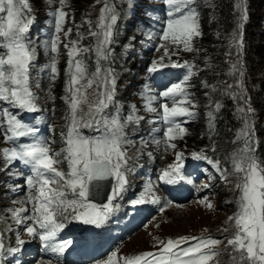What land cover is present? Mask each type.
<instances>
[{"label": "snow or ice", "instance_id": "1", "mask_svg": "<svg viewBox=\"0 0 264 264\" xmlns=\"http://www.w3.org/2000/svg\"><path fill=\"white\" fill-rule=\"evenodd\" d=\"M56 2L48 0L49 4ZM58 2L60 7L48 13L51 17V31L47 39L36 45L29 36L35 23L30 0H0V132L4 135V142L12 145L0 150V158L6 170L15 162L28 170L25 177L26 202L32 208L9 209L11 218L17 224L31 221L24 231L31 239L38 238L43 250L54 254L58 264H63L61 258L71 241L58 240L61 231L73 222L100 227L119 207L116 201L126 190L127 174L132 171L128 145L133 141L128 137L126 129L141 117L135 114L134 105L126 117H120L116 100L118 76L111 67H104L112 57L111 45L115 41L120 18L113 0H96V3L103 2L104 7L100 10L95 28L90 20L84 21L89 25L87 37L93 41L86 47L81 42L87 37L79 31V25L76 26V38L68 39L74 29L65 28L69 16L65 11L66 0ZM125 2L130 8L135 6L134 0ZM162 3L167 11L166 19L162 21L164 27L160 40L170 41L185 52L199 51L193 47L192 42L194 37L202 35L198 11L200 0H162ZM204 4L215 8L212 0H204ZM233 9L236 14L235 27L230 33L229 47L235 49L236 59L228 74L235 78V84H228L224 94L242 102L238 103L236 109L242 126L237 129L233 141L239 146L223 161L209 158L203 152L191 153L193 161H206L222 179L233 183V193L239 192L234 199L225 200L226 204H234L236 211L228 218L229 227L220 231L224 234L231 232V235L222 238L153 237L159 245L155 252L146 251L118 258L116 250L98 264H120V261L122 264H222L220 257L225 253L229 256L228 264H264V160L257 155L259 141L252 121L255 110L245 94L244 71L240 61L245 43L244 28L248 20L247 0H235ZM61 45L67 50L68 60L64 69V96L61 97L65 103L64 124L60 132L61 147L57 150L54 147L55 140L38 135L39 128L25 122L20 114L41 111L39 97L34 91L40 84L33 76L37 47H43L49 56L40 70L48 73V99L55 102L51 86L60 75L58 65ZM161 48L164 49V55L152 61L147 69L149 73L169 67L187 69L182 81L171 84L159 93V97L165 101L160 104L162 113H158L166 126L162 130L163 143L165 150H175L177 145L173 141L183 139L188 134L187 128L176 118L195 119L197 115L191 110L195 105L190 99L191 93L187 91L190 86L188 82L195 74V66L188 61H173L172 56H178L179 52L170 50L164 44L156 50L160 51ZM89 53L96 57L95 71L91 72L85 59ZM232 54L231 51L226 53L229 56ZM166 58L168 62H165ZM156 99L155 96L146 99L147 111L157 112L152 106ZM167 101L171 102V107ZM215 107L220 109L222 105L217 103ZM113 108L116 109L115 113L111 111ZM207 117L211 134L215 131L216 116L213 111H209ZM85 129L91 134L86 135ZM153 131L159 133L161 129ZM150 136L156 144L161 143L155 136ZM25 138L28 142H23ZM212 150H216L214 143ZM225 164L230 165V168L225 167ZM189 176L185 167V153L177 151L175 161L161 170L159 180L168 185L181 182L191 184ZM106 182L111 184L107 203H94L93 197L103 191ZM209 187L205 183L201 190ZM198 202L206 204L208 208L214 207L207 196ZM14 203L23 204L25 201ZM130 203L133 207L152 203L160 206L162 212L173 201H162L155 195L149 182ZM176 207L182 206L177 204ZM28 212L31 215H23ZM25 243L27 241L18 239V247H7L0 234V264H3L6 256L18 252ZM44 264L53 262L48 260Z\"/></svg>", "mask_w": 264, "mask_h": 264}, {"label": "rangeland", "instance_id": "2", "mask_svg": "<svg viewBox=\"0 0 264 264\" xmlns=\"http://www.w3.org/2000/svg\"><path fill=\"white\" fill-rule=\"evenodd\" d=\"M234 2L235 0H212L215 5L213 9L206 6L204 0H200L198 11L200 12L202 35L194 37L192 42L193 47L199 51L185 52L170 41L160 40L164 27L162 21L166 19L167 11L162 0H134L135 6L131 8L125 0H113L120 18L117 22L115 41L111 45L112 57L110 61L104 64V67H111L118 76L116 100L120 117L122 119L126 117L133 105H135V114L141 117L137 123L130 124L126 129L128 137L133 141L132 144L128 145V152L132 157L129 166L132 171L127 174V179L135 189L133 194L139 191L140 194L144 190V186L151 182L155 195L160 197L162 201L166 200L158 187L157 179L148 177L147 171L150 170L155 173V169H159L158 172H161L169 163L175 161V152L177 151L185 153V160L191 158V153L196 151L203 152L209 158H218L223 161L239 146L233 141L237 129L242 126L240 117L236 112L238 103L242 104V102L233 100L224 94L228 84H235V78L228 74L231 64L236 59L235 49L229 47L230 33L235 27ZM30 4L35 23L30 29L29 36L36 45H39L41 41L47 39L46 35L51 31V17L48 13L60 5L58 0L54 4H49L48 0H30ZM103 7L104 3H96V0H66L65 11L69 13V16L66 18L65 28L72 27L74 29L68 39L76 38L77 25L80 26L79 31L87 37L89 25L84 21L90 20L92 27L95 28V23ZM247 10L248 20L244 28L245 43L240 61L244 71L245 94L250 98L251 107L255 110L252 121L256 138L259 141L257 155L261 160H264V0H256L251 6L247 0ZM256 12H259L260 15H257ZM252 21L253 23H251ZM92 42V38L87 37L82 40L81 44L86 47ZM161 44L170 50L179 52L178 56H172L173 61L180 63L188 61L195 66L193 68L195 74L188 82L190 86L187 91L191 93L190 99L195 105L191 110L197 115L195 119L191 120L192 124L183 126L187 128L188 134L183 139L173 141L177 145L175 150H165L163 141L160 144H152L154 140L150 134L160 139L163 138L162 132L153 131L158 128L159 119H161L158 115V113H162L159 99L153 102L157 112L147 111L145 108V99L151 96L158 98L159 96L155 90L154 81L158 80V76L164 72V69L156 73H149L147 69L154 59H159L164 55L163 48L160 51L156 50ZM260 46H263V50L258 49ZM230 51L233 54L231 56L226 55ZM252 51L255 54L250 56ZM48 59L49 56L45 54L44 48L37 47V61L36 67L33 69V76L39 80L40 87L34 91L39 97L38 104L41 111L46 113L52 122L54 131L51 139L56 141L54 147L58 150L61 147L60 132L65 115V103L61 97L64 96V69L68 60L67 50L61 45L58 65L60 75L51 86V91L55 95L54 103L48 99L50 87L48 73L40 70ZM85 59L89 71H95V55L89 53ZM165 62H168L167 58ZM170 70L187 71L186 68H170ZM206 93L207 95H205ZM217 103L222 105L220 109H216ZM53 109L55 110L53 111ZM111 111L115 113L116 109L113 108ZM209 111H213L216 116L215 131L211 134L209 133L207 117ZM84 131L86 135L91 134L87 129ZM213 143L215 144V152L212 150ZM8 146L9 143L4 142V135L0 132V150L9 148ZM225 167L230 168V165L225 164ZM210 169L214 181L211 185L208 183L209 181L203 184H209L212 191H208L209 188L201 190L202 185H198L197 190L185 202L180 203L176 200L171 205L165 206L164 211L158 210L141 228L137 225L133 227L132 230L139 229L122 242L115 244L112 248L104 246L101 249L104 252L118 250L119 258L138 255L146 251L155 252L159 245L153 237L167 239L212 234L216 238H222L224 235H231V232L224 234L220 231L222 228L229 227L228 218L236 211L235 205L226 204L225 200L234 199L239 195V192L233 193L231 191L234 186L233 183L222 179L211 165ZM214 171L215 173H213ZM15 173L17 172L13 167L6 170L4 161L0 158V234H2L3 242L7 247H18V239L27 241L28 243L25 244H28V247L34 245L35 258L33 261L26 260V263H23L24 258L21 261L20 258H16L12 254L8 257L9 261L6 264H44L45 261L51 259L49 256H45L47 252L43 250V247L37 246L39 239H31L24 231L29 221L25 220L23 226L22 223L17 224L11 218L9 209L25 207L29 204L26 202V197L16 198L13 194V190L17 189L14 188L15 186L12 187V177ZM128 189L129 187H126V190ZM123 195L122 193L119 200L124 202V207L127 208L132 194H128L127 197H123ZM205 196L208 197L214 207L208 208L206 204L198 202ZM14 201H25V203L19 204L14 203ZM93 202L103 204L101 201H98L99 203ZM177 204L182 207H176ZM118 205L117 208L122 210L123 207ZM29 207L32 208V205L29 204ZM149 212V210H145V214ZM102 231L104 232L101 233ZM98 234L104 239L111 237L105 229H99ZM96 254L93 253V255ZM109 254L105 255L106 258L101 261L106 260ZM220 259L222 264H228L229 256L225 253ZM92 264H98V261Z\"/></svg>", "mask_w": 264, "mask_h": 264}, {"label": "bare ground", "instance_id": "3", "mask_svg": "<svg viewBox=\"0 0 264 264\" xmlns=\"http://www.w3.org/2000/svg\"><path fill=\"white\" fill-rule=\"evenodd\" d=\"M39 2V1H38ZM37 4V3H36ZM39 4V3H38ZM42 4V3H41ZM40 5V4H39ZM38 5V6H39ZM58 6V5H57ZM36 12V11H35ZM34 12V13H35ZM33 13V12H32ZM39 25V24H38ZM37 28H38V26H37ZM47 36V35H46ZM170 68H172V67H170ZM170 68H166V69H164V72L163 73H165V72H167V71H169L170 70ZM159 72V71H158ZM179 73H184V71H180V72H178L177 73V75H179ZM158 74V73H157ZM153 81V80H152ZM143 96V95H142ZM136 98V97H135ZM146 100V99H145ZM162 100V98H160V100L159 101H161ZM168 102V101H167ZM136 103V102H135ZM170 104H171V102H170ZM135 106V105H134ZM153 107H155V104H153L152 105ZM148 116V115H147ZM146 116V117H147ZM160 123H161V125H160V128L161 129H164V126L165 125H163V122H162V120L160 119ZM156 139H159L160 141H163V138H159V137H156ZM177 140H179V139H177ZM152 144H156L154 141H152ZM6 167V166H5ZM4 174V173H3ZM10 183V182H9ZM8 184V183H7ZM105 186H106V184H105ZM105 186H104V188H105ZM9 188V187H8ZM110 190H111V186H110ZM110 192V191H109ZM109 192H108V194H109ZM108 194H106V193H104L103 191H102V194L99 196V197H96V198H93V201H95V202H98V201H101V202H103V204L106 202V200H107V195ZM99 203V202H98ZM180 203H183V202H180ZM26 207V206H25ZM145 210H148V209H145ZM139 214H137V216H138ZM145 215H148V213H146ZM12 221V220H11ZM7 223H8V221H7ZM12 224V223H11ZM10 229V228H9ZM21 229H23V228H21ZM104 231H102L101 233H103ZM30 241H32V240H30ZM37 242H39V240L37 241ZM29 245L28 244H25L24 246H20V250L18 251V252H16V253H14L15 255H19L20 254V257H21V259L22 258H24V257H22L23 256V253H24V249H26L27 247H28ZM94 253H96V252H94ZM140 254V253H139ZM45 256H49V254L47 253V254H45ZM105 257V256H104ZM17 258V257H16ZM35 258V257H34ZM25 259V258H24ZM26 260V259H25ZM34 260V259H33ZM101 261V260H100ZM100 261H98V262H100ZM53 264H55V263H53Z\"/></svg>", "mask_w": 264, "mask_h": 264}, {"label": "trees", "instance_id": "4", "mask_svg": "<svg viewBox=\"0 0 264 264\" xmlns=\"http://www.w3.org/2000/svg\"><path fill=\"white\" fill-rule=\"evenodd\" d=\"M254 1H256V0H249V2H250V6L252 5V3H253ZM256 14H257V15H260L259 12H256ZM253 17H254V16H253ZM256 19H257V18H256ZM256 21H257V20H256ZM258 21H259V20H258ZM251 23H253V21H252ZM254 47H255V46H254ZM254 47H253V48H254ZM258 49H259V50H261V49L263 50V46H260ZM254 54H255V52H253V51L250 52V56H251V55H254Z\"/></svg>", "mask_w": 264, "mask_h": 264}, {"label": "water", "instance_id": "5", "mask_svg": "<svg viewBox=\"0 0 264 264\" xmlns=\"http://www.w3.org/2000/svg\"><path fill=\"white\" fill-rule=\"evenodd\" d=\"M106 184V186H105V188L103 189V192L104 193H106V194H108V192L110 191V186H111V184L110 183H105ZM97 196H94L93 198H96Z\"/></svg>", "mask_w": 264, "mask_h": 264}]
</instances>
